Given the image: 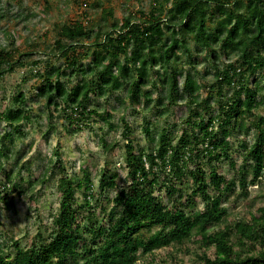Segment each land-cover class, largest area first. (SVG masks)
Returning a JSON list of instances; mask_svg holds the SVG:
<instances>
[{"label":"trees","instance_id":"1","mask_svg":"<svg viewBox=\"0 0 264 264\" xmlns=\"http://www.w3.org/2000/svg\"><path fill=\"white\" fill-rule=\"evenodd\" d=\"M76 1L82 7L80 14L53 25L54 49L65 64L34 70L42 75L37 94L45 98L46 107L62 104L63 125L82 130L94 115L107 119L91 102L92 95L124 91L133 102L140 94L150 100V92L143 90L149 85L168 105L186 95L187 125L176 142L162 129L149 149L136 148L126 125L127 171L120 185L116 172L101 169L97 184L87 167L82 176L69 172L56 149L53 164L59 172L60 194L51 229L46 235L38 233L26 247L13 240L12 253L0 251V264H152L144 258L147 253L188 239L202 250L197 264H264V204L237 215L231 225L214 229L233 205L227 206L225 200L232 197L234 203L248 195L249 185L264 179V92L249 86V76L256 70L264 77V0H149L147 8L127 10L120 17L101 0ZM194 51H204V59L214 65L213 80L203 83L207 90L203 97L196 92L202 83L184 66L195 69ZM220 53L232 57L218 63ZM16 62L24 63L13 58V50L0 38V74ZM179 75L184 76L181 90ZM226 87H232L230 94L224 93ZM213 97L217 112L207 117ZM242 113H248L255 132L250 142L235 134L242 163L236 176H227L217 165L230 158L233 130L245 127L248 133ZM30 119L23 90L13 92L0 109V120L21 132L23 121ZM144 130L148 132L147 125ZM11 133L6 131L0 141ZM102 145L107 146L105 140ZM7 148L1 143V159L8 156ZM189 161L194 162L191 168ZM3 170L2 198L13 191L23 193L13 171ZM188 178L192 185L185 192ZM111 190L112 206L106 215L95 217L98 194ZM196 196L203 206H196ZM84 209L87 216L82 215Z\"/></svg>","mask_w":264,"mask_h":264},{"label":"rangeland","instance_id":"2","mask_svg":"<svg viewBox=\"0 0 264 264\" xmlns=\"http://www.w3.org/2000/svg\"><path fill=\"white\" fill-rule=\"evenodd\" d=\"M101 2L104 5H112L117 17L127 10L133 12L140 6L147 8L149 4V0H101ZM77 3L76 0H48L45 6L44 0H0V38L8 49L13 50V58L24 62H16L13 69L0 74V109L9 103L13 92L23 90L31 114L30 120L23 121L21 132L13 131L0 120V137L6 131L12 132V136L0 141V145L2 143L8 147V156L0 158V242H4L0 246V251L7 254L14 251L13 240H18L21 246L26 247L38 233L46 235L51 229V216L57 210L60 194L57 189L59 172L53 164L56 149L59 150L69 172L82 176L83 168L87 167L91 179L96 184L101 169L108 174L116 172V180L120 185L123 184L127 171L124 160L127 137L123 134L126 125L132 129V143L136 148L144 149L155 145L157 135L162 129H165L176 142L181 129L187 125L183 120L188 112L186 95L180 102L168 105L167 99L159 96L149 85H144L143 90L150 92V100L140 94L136 95V101L133 102L130 95L124 91H114L103 96L92 95L91 102L97 105L98 111L108 120L100 115H94L82 130H76L74 125L69 127L63 125L65 119L61 116L62 104L56 109L54 105L46 107L45 98L37 94L42 75H36L34 70L39 68L41 72L50 64L61 66L65 64L64 56L54 49L53 25L60 19L76 18L82 8ZM88 10L91 13L96 11L90 7ZM194 55L197 60L195 69L188 64L184 66L195 72L198 81L202 83L196 92L203 97L207 92L203 83L208 84L213 80L214 65L204 59V51H194ZM231 57L226 53H220L217 60L218 63H223ZM34 60L38 62L32 63ZM255 72L249 76V86L258 87L262 93L264 77L260 75V69ZM183 78V75L178 76L180 90ZM231 91L232 87L224 88L226 94H230ZM211 105L213 109L209 110L207 117L217 112L214 97L211 99ZM240 118L246 120L248 133L244 132L245 127L242 130L237 128L233 130L234 133L229 136L234 140L230 158L222 159L217 165L219 172L227 176H236V171L242 163L243 154L235 145L237 142L235 134L239 133L237 136L245 137L250 142L255 132L252 123L248 122L251 120L248 113H242ZM144 125L148 126V132L144 130ZM103 140L106 141V147L102 145ZM50 159L52 161H49ZM230 160L235 164H231ZM201 162L204 168L208 169V161L203 159ZM193 166L194 162L189 161L188 167ZM3 168L13 171V177L17 179L20 188L24 189L23 193L13 191L8 193L6 198H2ZM43 173L44 178L40 179ZM247 175L249 178L250 173ZM191 183V178L184 180L185 192L190 191ZM113 193L114 190L98 194L99 202L93 212L95 217L100 218L107 214L113 204ZM164 200H167L165 196ZM224 204L233 205L225 221L214 226V229L231 225L237 215H247L249 210L254 211L256 206L264 204V179L257 184L249 185L247 196H240L234 203L231 197L226 199ZM196 206H203L199 196H196ZM82 215H88L87 209H84ZM231 237L234 239L235 234H231ZM201 251L197 242L188 239L180 244L159 247L147 253L144 258L152 264H164V260L169 262L176 260L178 264H197Z\"/></svg>","mask_w":264,"mask_h":264}]
</instances>
